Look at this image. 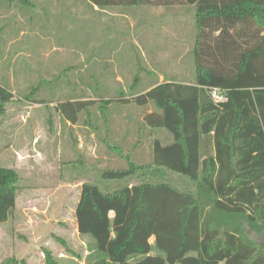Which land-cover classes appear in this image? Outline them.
Returning a JSON list of instances; mask_svg holds the SVG:
<instances>
[{"label":"rangeland","instance_id":"374dc122","mask_svg":"<svg viewBox=\"0 0 264 264\" xmlns=\"http://www.w3.org/2000/svg\"><path fill=\"white\" fill-rule=\"evenodd\" d=\"M195 36L193 8L179 1L102 9L89 0H0V84L12 94L0 109V166L20 176L15 210L0 224V264H46L45 248L59 264L107 259L74 229L84 183L104 192L167 183L197 193L187 177L165 168L102 178L129 159L150 163L154 139L173 140L165 128L147 127L154 103L134 98L166 80L195 82ZM78 98L91 103L71 122L59 105ZM251 236L264 244V233Z\"/></svg>","mask_w":264,"mask_h":264},{"label":"trees","instance_id":"16d2710c","mask_svg":"<svg viewBox=\"0 0 264 264\" xmlns=\"http://www.w3.org/2000/svg\"><path fill=\"white\" fill-rule=\"evenodd\" d=\"M178 1L193 8L195 82L166 80L134 98L139 105L154 103L145 122L165 128L173 142L154 139L150 163L127 155L128 167L107 169L102 178L165 168L187 177L197 193L167 183L113 192L84 183L75 209L78 231L107 256L87 264H264V244L251 236L264 233V0H89L102 9ZM212 88L223 90L227 101L216 103ZM11 97L0 84L1 111ZM89 103L66 100L59 109L76 122ZM19 180L16 170L0 166V224L15 210ZM152 237L161 254L152 253ZM43 252L46 264H59L50 250ZM137 256L143 258L132 262ZM19 263L26 264H5Z\"/></svg>","mask_w":264,"mask_h":264},{"label":"built area","instance_id":"2783aa9c","mask_svg":"<svg viewBox=\"0 0 264 264\" xmlns=\"http://www.w3.org/2000/svg\"><path fill=\"white\" fill-rule=\"evenodd\" d=\"M210 94H211L212 99L216 103H222V102L227 101V96L225 92L219 88H212L210 91Z\"/></svg>","mask_w":264,"mask_h":264},{"label":"crops","instance_id":"0c3cea01","mask_svg":"<svg viewBox=\"0 0 264 264\" xmlns=\"http://www.w3.org/2000/svg\"><path fill=\"white\" fill-rule=\"evenodd\" d=\"M96 6V5H95ZM127 121V120H126ZM125 121V123H127V124H129V123H132L133 124V122H129V121H127L126 122ZM131 125V124H130ZM142 127V126H141ZM148 127V126H147ZM173 142V140L170 142V143H172ZM170 143H167V144H170ZM163 144V143H162ZM167 144H163V145H167ZM76 209V208H75ZM111 215H113V214H111ZM74 216H75V219H74V222H73V225H74V229L79 233V231H78V227H77V220H76V215H75V210H74ZM80 234V233H79ZM151 243L153 244V247L154 248H156L155 247V242H154V237H152L151 238ZM153 254H155L154 252H152Z\"/></svg>","mask_w":264,"mask_h":264}]
</instances>
